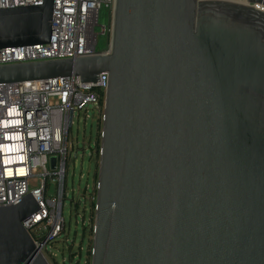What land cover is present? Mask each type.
I'll use <instances>...</instances> for the list:
<instances>
[{"label": "water", "instance_id": "obj_1", "mask_svg": "<svg viewBox=\"0 0 264 264\" xmlns=\"http://www.w3.org/2000/svg\"><path fill=\"white\" fill-rule=\"evenodd\" d=\"M264 0H114L110 52L0 65V83L108 74L91 264H264ZM53 0L0 8L48 43ZM0 206V264H49Z\"/></svg>", "mask_w": 264, "mask_h": 264}, {"label": "built area", "instance_id": "obj_2", "mask_svg": "<svg viewBox=\"0 0 264 264\" xmlns=\"http://www.w3.org/2000/svg\"><path fill=\"white\" fill-rule=\"evenodd\" d=\"M113 2L53 0L50 41L0 48V65L108 54ZM42 3L43 0H0V8ZM254 7L264 12V6ZM101 8L108 12V22L103 25L98 24ZM99 36H104L102 48L98 47ZM98 77L95 83L81 82L73 75L0 83V206L13 204L31 193L40 208L23 225L45 258L48 243L65 231L63 206L73 116L87 111L90 105L97 106L93 114L98 113L103 123L108 74L102 72ZM96 184L91 194L93 202ZM51 188L53 195L49 194Z\"/></svg>", "mask_w": 264, "mask_h": 264}, {"label": "rangeland", "instance_id": "obj_3", "mask_svg": "<svg viewBox=\"0 0 264 264\" xmlns=\"http://www.w3.org/2000/svg\"><path fill=\"white\" fill-rule=\"evenodd\" d=\"M107 22L108 12L101 8L98 24ZM95 29L99 32L98 26ZM98 47H104V36H99ZM94 109L97 106L90 105L87 111L75 112L72 119L63 206L65 231L46 246L45 256L50 264H91L95 223V202L91 194L98 178L102 134V124L98 113L93 114ZM49 194H54L53 188Z\"/></svg>", "mask_w": 264, "mask_h": 264}, {"label": "trees", "instance_id": "obj_4", "mask_svg": "<svg viewBox=\"0 0 264 264\" xmlns=\"http://www.w3.org/2000/svg\"><path fill=\"white\" fill-rule=\"evenodd\" d=\"M96 147H97V150H99L97 145H96ZM97 152H98V151H97ZM95 176H96V175H95ZM91 217H92V216H91ZM91 219H92V218H91Z\"/></svg>", "mask_w": 264, "mask_h": 264}]
</instances>
